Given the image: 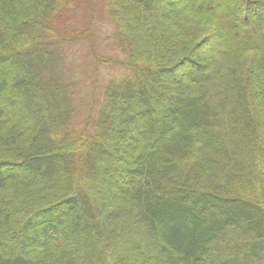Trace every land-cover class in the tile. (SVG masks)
<instances>
[{"label":"trees","instance_id":"16d2710c","mask_svg":"<svg viewBox=\"0 0 264 264\" xmlns=\"http://www.w3.org/2000/svg\"><path fill=\"white\" fill-rule=\"evenodd\" d=\"M75 1L0 0V264H264V0Z\"/></svg>","mask_w":264,"mask_h":264},{"label":"rangeland","instance_id":"374dc122","mask_svg":"<svg viewBox=\"0 0 264 264\" xmlns=\"http://www.w3.org/2000/svg\"><path fill=\"white\" fill-rule=\"evenodd\" d=\"M92 5L95 10V15H91L89 13H85V9ZM102 0H76L74 5L71 6L70 12H67L68 18L72 17L71 21L69 22V25L72 27L80 26L84 30V28L91 25V17L95 19L94 22V30L98 33L105 31L107 29V25L110 23L109 19L107 17V14L103 11L102 7ZM231 4H223L222 8L223 10L232 9ZM262 12V10L260 9ZM57 36L60 38L66 37V35L63 33V31L66 29V26H62L60 23H58L55 26ZM208 45L204 46V49H208ZM88 52V46L87 44H84V35L78 39L75 43L69 44L64 54L66 55V64L70 65L69 62L71 60V63L74 62L75 66L74 68L78 66H81V63L84 65V56L87 55ZM252 54H248L247 58H251ZM259 59V58H258ZM257 60V58L255 59ZM189 68H195L194 64H189ZM89 70V67L87 65H84V68H78V72L82 73L83 75Z\"/></svg>","mask_w":264,"mask_h":264}]
</instances>
